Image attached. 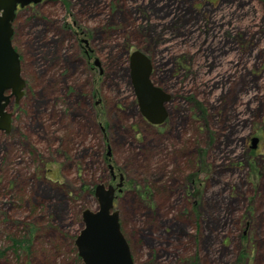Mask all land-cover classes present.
Segmentation results:
<instances>
[{"label":"rangeland","instance_id":"obj_1","mask_svg":"<svg viewBox=\"0 0 264 264\" xmlns=\"http://www.w3.org/2000/svg\"><path fill=\"white\" fill-rule=\"evenodd\" d=\"M13 28L26 86L0 131V264H82L107 152L135 264H264V0H50ZM135 49L171 96L161 125L139 111Z\"/></svg>","mask_w":264,"mask_h":264},{"label":"water","instance_id":"obj_2","mask_svg":"<svg viewBox=\"0 0 264 264\" xmlns=\"http://www.w3.org/2000/svg\"><path fill=\"white\" fill-rule=\"evenodd\" d=\"M41 0H0V131L10 127V112L7 105L12 98L18 102L23 94L25 80L21 75L19 54L11 44V23L17 7H25ZM95 64L98 61L95 60ZM129 77L132 90L141 114L152 124H161L167 117L165 103L169 94L151 80L150 58L135 49L128 59ZM258 137L251 138V148H255ZM109 155V152H107ZM122 176L113 186L98 183L94 188L97 207L84 208L81 212L82 228L74 244L82 264H135L127 239L114 209L116 191H121Z\"/></svg>","mask_w":264,"mask_h":264},{"label":"flooded vegetation","instance_id":"obj_3","mask_svg":"<svg viewBox=\"0 0 264 264\" xmlns=\"http://www.w3.org/2000/svg\"><path fill=\"white\" fill-rule=\"evenodd\" d=\"M48 1H50V0H41V1H39L38 3H31V4H29L28 6H25V7H29V6H32V5H35V4H39V3H43V2H48ZM25 7H23V8H21V7H17V9H16V16H17V13H18V11H20V10H22V9H24ZM16 16H15V18H16ZM11 27H12V33H11V44H12V46H13V40H15V38H16V36L18 37V39L20 38L19 36H18V34H17V32L15 31L16 29L15 28H13V21H12V23H11ZM74 34L78 37V39H79V41H80V46H81V49L83 50V52L87 55V58L88 59H90V57H91V53H92V50L91 49H89L88 48V41L86 40V38H81V36L80 35H82L81 34V32H78V30H75V32H74ZM263 35H264V33H263ZM13 48H15V50H16V47L15 46H13ZM17 51V50H16ZM17 53L19 54V52L17 51ZM144 53V52H143ZM145 54V53H144ZM19 59H20V69H21V57H20V54H19ZM151 60V59H150ZM151 64H152V62H151ZM98 64H95V61L93 62V64H91L90 65V67L92 68V69H94V67L95 66H97ZM21 75H22V73H21ZM151 75H152V71H151ZM23 77V76H22ZM23 79H24V77H23ZM25 80V79H24ZM151 80H152V78H151ZM153 81V80H152ZM154 83V82H153ZM155 85H157L156 83H154ZM25 86H26V82H25ZM157 86H159V85H157ZM161 89H163L166 93H168L169 94V92L168 91H166L164 88H162L161 86H159ZM25 88V87H24ZM24 88H23V94H24ZM23 94H22V96H23ZM22 96L20 97V99L22 98ZM19 99V100H20ZM171 99V96H170V94H169V100ZM10 100H12V102L13 103H18V102H15V101H13V99L11 98ZM168 100V101H169ZM167 101V102H168ZM166 102V103H167ZM166 103H165V108H166ZM140 111V110H139ZM166 111H167V109H166ZM141 113V112H140ZM11 114V113H10ZM142 115V114H141ZM167 116H168V113H167ZM142 117H143V119L144 120H146L145 119V117L142 115ZM10 118H11V115H10ZM167 118V117H166ZM166 120V119H165ZM148 123H150L148 120H146ZM165 122V121H164ZM163 122V123H164ZM163 123H161V124H163ZM150 124H152V123H150ZM161 124H153V125H161ZM106 158H107V163H108V169H109V177H108V183L107 184H105L104 182H100V183H103V184H105V185H108V184H111V185H113V186H115L118 182H119V178H120V176H122V187H121V191H116L115 192V197H114V200L118 197V193H121L122 192V190H123V185H124V176H123V173H116L115 172V167H114V165H111V163L109 162L110 161V155H107V153H106ZM98 184V183H97ZM97 184H95L94 186H93V194H94V188H95V186L97 185ZM131 185V184H130ZM131 186H133V184L131 185ZM81 187H83V188H85L86 186H84V185H81ZM81 187H80V189H81ZM144 190H147V188L146 187H143V190H142V196H143V198L144 199H146V197H145V195H144ZM150 198V196H149V194H148V199ZM147 200V199H146ZM113 203H114V201H113ZM121 226V225H120ZM121 230H122V228H121ZM122 232H123V230H122ZM29 234L30 235H33L34 234V232H33V229H31L30 231H29ZM123 234H124V236H125V238L127 239V237H126V235H125V233L123 232ZM127 241H128V239H127ZM128 244H129V241H128ZM75 245V244H74ZM129 247H130V244H129ZM130 250H131V248H130ZM77 252V251H76ZM77 258L79 259V260H81L79 257H78V255H77Z\"/></svg>","mask_w":264,"mask_h":264},{"label":"trees","instance_id":"obj_4","mask_svg":"<svg viewBox=\"0 0 264 264\" xmlns=\"http://www.w3.org/2000/svg\"><path fill=\"white\" fill-rule=\"evenodd\" d=\"M190 177H191V178H190ZM190 179H191L192 181L194 180V173L191 174V175L189 176V180H190ZM191 180H190V181H191ZM129 183L132 185V180H130ZM143 192H144V195H145L146 199H148V194H149V196H150V189L147 188V190H144ZM10 241H11V243H12L13 246H19V245L21 244L20 242H21L22 240H18V239H15V238H11ZM131 254H132V253H131ZM132 257H133V256H132ZM77 259H78V258H77ZM26 264H29V263H26Z\"/></svg>","mask_w":264,"mask_h":264}]
</instances>
